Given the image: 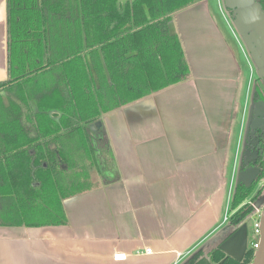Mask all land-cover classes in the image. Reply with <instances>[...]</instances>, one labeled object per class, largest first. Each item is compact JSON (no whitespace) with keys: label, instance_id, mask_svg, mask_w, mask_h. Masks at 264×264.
<instances>
[{"label":"crops","instance_id":"crops-1","mask_svg":"<svg viewBox=\"0 0 264 264\" xmlns=\"http://www.w3.org/2000/svg\"><path fill=\"white\" fill-rule=\"evenodd\" d=\"M8 6L0 0V80L9 76ZM171 24L189 77L88 125L89 188L63 199L64 223L0 224V264H182L221 237L251 78L247 89L241 55L211 0L177 11ZM117 252L127 258L115 260Z\"/></svg>","mask_w":264,"mask_h":264},{"label":"trees","instance_id":"trees-1","mask_svg":"<svg viewBox=\"0 0 264 264\" xmlns=\"http://www.w3.org/2000/svg\"><path fill=\"white\" fill-rule=\"evenodd\" d=\"M201 1L9 0V76L0 80V224L66 222L63 199L89 188L87 126L189 77L170 24L174 13ZM256 1L264 10V0ZM259 78L255 100L264 101ZM256 148L261 173L250 187L237 180L227 233L182 264H253L252 242L241 257L222 245L253 214L249 200L263 191L253 195L264 179V135Z\"/></svg>","mask_w":264,"mask_h":264},{"label":"water","instance_id":"water-1","mask_svg":"<svg viewBox=\"0 0 264 264\" xmlns=\"http://www.w3.org/2000/svg\"><path fill=\"white\" fill-rule=\"evenodd\" d=\"M223 1L229 11H234V25L249 51L250 58L257 66L259 74L264 78V10L262 5L256 0ZM262 120H264L263 101L257 103L255 107V118L252 122L253 134L257 129H264L261 125ZM100 125L101 121H97L94 126ZM245 163L248 167L239 173L238 181H242L250 187L257 179L260 173V168L249 165L247 154L245 155ZM245 235H247V224L244 223L228 240L223 243V248L225 245L229 244L231 239L234 237H243ZM247 245L248 241L246 240L243 253L246 250ZM253 264H264V212L261 218V246L256 250Z\"/></svg>","mask_w":264,"mask_h":264},{"label":"rangeland","instance_id":"rangeland-1","mask_svg":"<svg viewBox=\"0 0 264 264\" xmlns=\"http://www.w3.org/2000/svg\"><path fill=\"white\" fill-rule=\"evenodd\" d=\"M211 6H212V9L216 13L217 19L220 21L222 27L225 29V33L227 35H229V39H230V41H231L234 49L237 50V52L239 53V55H241V58L243 60V66H244V72H245V77H246L247 89H248L249 80L251 78V82H250V87L251 88H249L248 97H247V94H246V95H244V98H243V101L245 100L246 97L248 98L247 99V102H248V112L246 113V126H245L244 131H243V136H242L241 145H240L241 151H240V158H239V160L241 162L242 157H243V154H244V147H245V143H246V138H248L250 121L252 122V120H253V111H254V108H253L252 101H253V92H254L255 86L257 84L256 77L257 76L259 77L260 74H259V71L257 69V66L255 65V63L250 58L249 51L246 48L245 43L243 42L241 36L239 35V33L237 31V29H236V27L234 25V22H233L234 19L232 18V14L226 8V6L224 4V1L221 0V2H220V6L221 7H219L217 0H211ZM221 11H223L225 15L222 14ZM225 16L228 17L229 22L231 23L232 27L234 28V30H235L237 36L239 37V39H240V41H241V43H242V45H243V47H244L247 55L249 56V63L247 62V60H245L244 55L241 52V49H240V47H239V45L237 43V40L235 38V35L232 34L231 28H230V26H229V24H228L227 19L225 18ZM170 26H172V24H170ZM172 27H175V26H172ZM172 29L174 31H176L175 28H172ZM251 66H252V68H251ZM252 75H253V78L251 77ZM90 176L91 175H89V182H91V177ZM262 186H264V180L262 182L258 183L255 191L253 192V195ZM252 196L249 199H252ZM253 202L258 203V204H263L264 203V188H263V191H262L261 195L256 200H254ZM247 223H248V226H249V234L248 235H245L243 237H234L233 239H231L230 243L227 244V245H225V247H224L225 248V251H227L228 253L233 254L234 256L240 257L242 255V253H243V249H244L246 240L249 243H251L255 239V234L253 232V219H248L247 220ZM227 231H228V229H224L223 232H222V234H221V236L222 235L224 236L227 233ZM219 240H220V238L218 240H216V242L213 245L215 246L216 243Z\"/></svg>","mask_w":264,"mask_h":264},{"label":"flooded vegetation","instance_id":"flooded-vegetation-1","mask_svg":"<svg viewBox=\"0 0 264 264\" xmlns=\"http://www.w3.org/2000/svg\"><path fill=\"white\" fill-rule=\"evenodd\" d=\"M253 78V75L251 76ZM257 79V83H260L261 79L257 76L256 77ZM253 81V80H252ZM257 85V84H256ZM251 88V87H250ZM256 88V86H255ZM256 89H254V92H253V108H254V111H253V120L255 118V107H256V104L263 101V100H255V94H256ZM264 103V101H263ZM252 120V122H253ZM252 122L250 121V125H249V132H248V138H246V143H245V147H244V154H243V159H242V163H241V167H240V172L242 170H245L248 165L245 163V155L247 154V158L249 160V165L250 166H257L259 167L258 165H256V158H257V154H258V149L256 148V146L260 143V137L261 135H264V129H257L256 132L253 134V129H252ZM261 125L264 127V120L261 121ZM247 144L250 145V149H247ZM245 165L246 168L245 169H242V166ZM260 168V173H261V167ZM259 173V174H260ZM259 176V175H258ZM264 180V179H263ZM262 180V181H263ZM260 181V182H262ZM255 182V181H254ZM259 182V183H260ZM264 188V186H262ZM250 201V204H251V200ZM253 202V201H252ZM252 205V204H251ZM253 206V205H252ZM254 208V207H253ZM230 211V210H229ZM254 213L255 211L253 212V214L248 218V219H253L254 218ZM229 215H230V212H229ZM229 215H228V218H229ZM247 219V220H248ZM247 220L244 222L247 224V235L249 234V226H248V223H247ZM228 221V219H227ZM243 223V224H244ZM242 226V225H241Z\"/></svg>","mask_w":264,"mask_h":264},{"label":"built area","instance_id":"built-area-1","mask_svg":"<svg viewBox=\"0 0 264 264\" xmlns=\"http://www.w3.org/2000/svg\"><path fill=\"white\" fill-rule=\"evenodd\" d=\"M248 56V55H247ZM249 59V58H248ZM252 68V66H251ZM251 204L254 207V218H253V232L255 234V239L252 241V244L254 248L257 250L261 246V218L262 214L264 212V203L263 204H258L255 202L251 201ZM229 212L226 213L225 220L228 219ZM146 253H151L152 248H146ZM127 258V254L124 252H117L114 254V259L115 260H125Z\"/></svg>","mask_w":264,"mask_h":264}]
</instances>
